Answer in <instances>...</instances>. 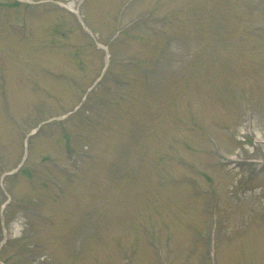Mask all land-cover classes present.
<instances>
[{
    "label": "rangeland",
    "instance_id": "obj_1",
    "mask_svg": "<svg viewBox=\"0 0 264 264\" xmlns=\"http://www.w3.org/2000/svg\"><path fill=\"white\" fill-rule=\"evenodd\" d=\"M124 1H86L84 21L94 34L76 17L77 8H83L80 0L0 2V70L13 76L3 89L6 104L17 114L13 125L0 115V206L3 202H33L40 212L49 214L58 209L53 202H85L87 207L98 206L103 214L97 220L85 216L78 229L81 234L74 237L72 223L65 222L68 244L47 237L48 249L59 257L52 254L36 259L28 254L45 249L41 237L47 224H40L36 214L11 211L12 204L8 205V221L15 213L20 217L14 230L6 220L11 243L2 255L3 259L8 256L11 264H93V251L103 264L112 259L120 264L123 253L129 256V264H155L142 228L156 240L161 254L170 242L174 249L170 264H181L186 248L177 243L178 238L188 230L208 232L207 202L188 196L195 182L203 190L213 181L223 184V199L215 193L211 197L223 203L217 214L226 222V238L243 230L242 239L245 232L258 239L261 233L264 242V144L257 142L258 138L264 140V0H133L121 14ZM6 23L19 25L13 30L16 46L28 33L29 44L38 50L8 45ZM243 32L260 41L250 37L240 43ZM97 41L109 45L111 63L105 81L97 85L100 89L89 92L107 60ZM14 48L24 55L29 74L34 75L24 78L25 68L20 70L18 82H22L24 92L19 85L13 86L17 69ZM228 52L236 61L238 54L245 59L228 61ZM219 54L226 65L222 58L211 64ZM79 58H83L79 63L83 68L91 65L96 69L83 75L75 62ZM229 81L230 86L238 83L248 87L251 98L228 99L232 90L225 91V86ZM109 85L113 86L111 96L106 92ZM86 94L85 104L81 101ZM17 99L20 102L16 103ZM130 99L135 106L132 119L126 121L121 115ZM189 101L191 113L185 110ZM79 105L78 113L65 118L66 112L76 111ZM2 108L0 102L4 116ZM144 111L150 115L140 117ZM190 118L199 126L190 123ZM47 119L41 125L44 131L30 137L29 158L20 169L28 133ZM117 121L121 132L113 134L111 126ZM136 123L139 133L134 129ZM212 142L237 157L229 162V157L203 153L212 152ZM175 151L181 154L182 162ZM127 162L134 168L129 188L126 178L112 180L109 174L115 163ZM16 168L20 171L6 176L2 186L1 175ZM80 181L85 183L73 187ZM250 185L255 192H248ZM194 189V193L207 196L196 185ZM113 234L122 238L117 247H109ZM1 236L0 231V240ZM185 240L198 243L203 237L190 239L186 235ZM88 243L92 246L89 250ZM240 245L238 240L226 250L234 254ZM70 249L81 253L75 263L68 261ZM146 254L148 259L142 261ZM196 259L192 257V264ZM257 261L264 264L261 255Z\"/></svg>",
    "mask_w": 264,
    "mask_h": 264
}]
</instances>
